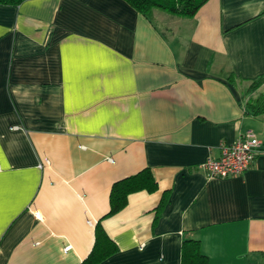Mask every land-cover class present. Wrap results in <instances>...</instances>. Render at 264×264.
<instances>
[{
  "label": "crops",
  "instance_id": "1",
  "mask_svg": "<svg viewBox=\"0 0 264 264\" xmlns=\"http://www.w3.org/2000/svg\"><path fill=\"white\" fill-rule=\"evenodd\" d=\"M261 76L264 0L154 23L123 0L0 5V264H81L99 223L119 248L100 264H182L192 239L210 264H264V81L242 95ZM249 130L254 164L208 177ZM144 169L158 189L105 217Z\"/></svg>",
  "mask_w": 264,
  "mask_h": 264
},
{
  "label": "trees",
  "instance_id": "2",
  "mask_svg": "<svg viewBox=\"0 0 264 264\" xmlns=\"http://www.w3.org/2000/svg\"><path fill=\"white\" fill-rule=\"evenodd\" d=\"M26 0H0L1 6H19ZM138 13L154 23V11L160 10L172 16L191 19L194 18L200 9L210 0H123ZM234 82V78H231ZM264 81V76L259 77L249 89L255 92ZM249 110L254 115L264 113V95L254 101H250ZM158 184L150 169H144L136 175L116 182L111 190V208L105 217L117 214L128 204V198L132 193L139 191L155 192ZM164 199L159 207L165 205ZM119 250L118 246L108 236L101 223L96 227V241L89 257L81 264H100ZM182 264H210L209 258L203 254L201 242L198 240H186L183 244Z\"/></svg>",
  "mask_w": 264,
  "mask_h": 264
},
{
  "label": "built area",
  "instance_id": "3",
  "mask_svg": "<svg viewBox=\"0 0 264 264\" xmlns=\"http://www.w3.org/2000/svg\"><path fill=\"white\" fill-rule=\"evenodd\" d=\"M263 142L258 134L249 130L232 144H222L218 158H209L201 168L210 178L240 176L255 162L262 151ZM70 247H67L69 250Z\"/></svg>",
  "mask_w": 264,
  "mask_h": 264
},
{
  "label": "rangeland",
  "instance_id": "4",
  "mask_svg": "<svg viewBox=\"0 0 264 264\" xmlns=\"http://www.w3.org/2000/svg\"><path fill=\"white\" fill-rule=\"evenodd\" d=\"M247 89H248V87L247 86H244L243 87V91H242V95H243V97L244 98H249V97H255V96H257L259 93H251V92H248L247 91ZM258 90V89H257ZM263 90V89H262ZM263 93H264V90L262 91Z\"/></svg>",
  "mask_w": 264,
  "mask_h": 264
}]
</instances>
